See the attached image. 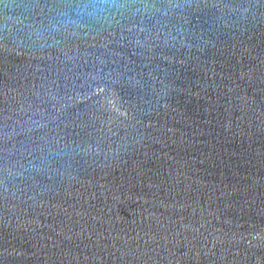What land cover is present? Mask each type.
<instances>
[{"label": "water", "instance_id": "obj_1", "mask_svg": "<svg viewBox=\"0 0 264 264\" xmlns=\"http://www.w3.org/2000/svg\"><path fill=\"white\" fill-rule=\"evenodd\" d=\"M0 0V264H264V0Z\"/></svg>", "mask_w": 264, "mask_h": 264}, {"label": "clouds", "instance_id": "obj_2", "mask_svg": "<svg viewBox=\"0 0 264 264\" xmlns=\"http://www.w3.org/2000/svg\"><path fill=\"white\" fill-rule=\"evenodd\" d=\"M123 7L121 0H77V5L73 9L76 19L69 17L62 20L61 23L65 25L78 23L81 18L104 19Z\"/></svg>", "mask_w": 264, "mask_h": 264}]
</instances>
